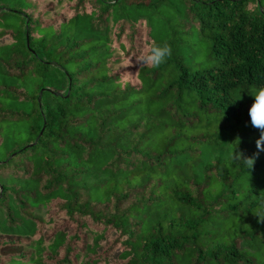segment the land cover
<instances>
[{"label":"trees","instance_id":"obj_1","mask_svg":"<svg viewBox=\"0 0 264 264\" xmlns=\"http://www.w3.org/2000/svg\"><path fill=\"white\" fill-rule=\"evenodd\" d=\"M261 86L264 0H0V264H264Z\"/></svg>","mask_w":264,"mask_h":264},{"label":"clouds","instance_id":"obj_2","mask_svg":"<svg viewBox=\"0 0 264 264\" xmlns=\"http://www.w3.org/2000/svg\"><path fill=\"white\" fill-rule=\"evenodd\" d=\"M112 2L114 3L115 0H112ZM171 55L172 49L169 44L165 42L161 45L157 44L155 41H151L147 43L140 50L139 54L134 57L136 64L140 65L141 68H159L163 63L166 62L168 58L171 57ZM132 59L129 60V63L124 66V68L132 66ZM119 70L120 68H117L115 70V73ZM138 76L139 71H137L135 74L125 71L120 74L119 78L116 80V83L119 87L123 89L126 88L130 83L137 81ZM252 97H254V102L252 103L249 109V116L251 120V125L254 128L258 129L260 132V137L256 140L257 151L251 156H246L243 151L236 150L233 154L234 159L237 161H242L249 170L253 169V166L259 157V153L264 152V86H261L257 90H255ZM237 141L240 143L239 137H237L235 142ZM260 220L264 221V219Z\"/></svg>","mask_w":264,"mask_h":264},{"label":"rangeland","instance_id":"obj_3","mask_svg":"<svg viewBox=\"0 0 264 264\" xmlns=\"http://www.w3.org/2000/svg\"><path fill=\"white\" fill-rule=\"evenodd\" d=\"M0 180H1V178H0ZM9 251H11V250H8V249H3V250H1L2 253H7V252H9Z\"/></svg>","mask_w":264,"mask_h":264}]
</instances>
